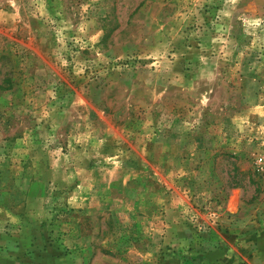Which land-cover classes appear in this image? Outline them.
Here are the masks:
<instances>
[{"label": "rangeland", "instance_id": "obj_1", "mask_svg": "<svg viewBox=\"0 0 264 264\" xmlns=\"http://www.w3.org/2000/svg\"><path fill=\"white\" fill-rule=\"evenodd\" d=\"M0 264H264V0H0Z\"/></svg>", "mask_w": 264, "mask_h": 264}]
</instances>
